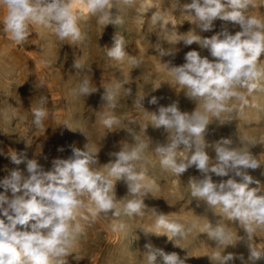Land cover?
Segmentation results:
<instances>
[{"label": "rangeland", "instance_id": "1", "mask_svg": "<svg viewBox=\"0 0 264 264\" xmlns=\"http://www.w3.org/2000/svg\"><path fill=\"white\" fill-rule=\"evenodd\" d=\"M69 2L84 37L76 42L61 40L53 29L39 24H30L27 38L16 42L4 31V9L0 6V180L12 170L27 175L26 162L17 165L11 161L15 153L36 160L47 172L52 170L55 159H68L73 148L87 147L97 157L92 170L115 184L114 202L121 211L119 216L108 212L93 217L88 209L94 204L87 194L81 197L84 206L77 210L74 222L81 226V232L66 249L68 255L53 260V264H147L149 244L176 253L185 264H217L210 258L216 253H231L234 259L228 264H241L238 257L243 256L247 262L251 249L264 252V228L247 235L219 208H211L191 195L192 179L203 176L195 165L176 175L161 167V157L155 152L157 145L172 138V133L163 127H153L152 114L159 107L176 103L182 112H203V101L186 94L166 63L182 65L191 50L211 57L197 43L185 46L182 41L176 42L192 35L211 38L225 25L234 34L239 26L217 20L212 30H200L194 16L184 9L189 0H109L110 11L102 16L90 12L87 0ZM153 15L163 20L153 24ZM246 15L264 22V0H251ZM114 36L123 39L126 54L122 61L107 55ZM160 49L175 53L162 57ZM76 62L84 66L83 70L74 67ZM258 65L264 66V56ZM84 80L89 82L90 92L94 91L87 96L79 92ZM105 89L116 92L115 108L102 99ZM241 91L247 104L229 101L233 111L222 113L219 120L207 114L210 124L204 137L206 151L210 165L216 164L214 147L222 139H230L232 147L250 152L261 167L247 170L259 182L249 187L260 188L264 194V91L251 95ZM153 97L158 103L149 102ZM38 107L47 113L41 125L34 123L33 110ZM105 113L118 121L112 128L102 123ZM140 144L144 149L136 169L145 172L143 183L149 186L144 197L146 207L128 216L123 214L125 204L142 197L129 193L125 180L108 175L109 163L115 161L114 154L122 148L131 150ZM191 154L180 148L176 159L187 160ZM210 175L215 182H242L234 172L224 177ZM160 214L191 231L184 237L166 234L156 224ZM210 223L222 225L231 233L226 243L232 245H219L210 238L206 233ZM255 264H264V258Z\"/></svg>", "mask_w": 264, "mask_h": 264}, {"label": "clouds", "instance_id": "2", "mask_svg": "<svg viewBox=\"0 0 264 264\" xmlns=\"http://www.w3.org/2000/svg\"><path fill=\"white\" fill-rule=\"evenodd\" d=\"M87 2L94 15L102 16L110 11L109 0ZM250 5L251 0H189L184 5L185 11L194 16L196 26L202 31L212 30L217 20L232 22L240 30L233 34L225 25L211 38L192 35L177 41V44L182 41L185 46L197 43L202 49H207L211 57L191 50L185 54L182 65L170 66L166 63L186 94L196 101H203V112L196 109L191 113L182 112L176 103H172L159 107L158 112L152 114L153 127H163L167 133H172L170 142L155 148L161 157V167L181 175L195 165L203 176L192 179L191 195L206 201L211 208H219L228 220L238 222L247 235L264 228V194H261L260 188L249 187L259 182L254 181L247 171L258 169L261 164L250 152L232 147L230 139H222L214 147L216 164L210 165L204 137L210 124L208 113L219 120L222 113L233 111L229 101L236 99L242 104L248 103L241 90H246L249 95L254 91H264V66L258 65L264 56V22L246 15ZM0 6L4 9V31L16 42L27 38L30 24L53 29L61 40L76 42L84 38L69 0H0ZM162 20V17L153 15V24ZM116 22L122 23L120 20ZM113 40L107 55L122 61L126 54L123 39L114 36ZM158 51L162 57L175 53L162 49ZM74 67L83 70L84 66L76 62ZM88 85L89 82L84 80L79 92L86 96L94 92H90ZM128 92L131 94V89ZM104 93L102 99L115 108L116 92L105 89ZM149 102L158 103L156 97ZM46 115L43 107L34 109V123L41 125ZM102 123L112 128L118 121L105 113ZM180 148L188 149L192 153L190 158L178 162L176 156ZM143 149V144L131 150L122 148L114 154L115 161L109 163L108 175L125 180L128 192L142 197L125 204L123 214L128 216L139 214L146 207L144 197L149 186L143 183L145 172L136 169ZM10 158L17 165L26 162L27 175L20 170H12L0 180V188L4 190L0 192V264H53V260L68 255L66 249L81 232V226L74 222L77 210L84 206L81 197L85 194L94 204V208L88 209L93 217L108 212L121 215L114 202L115 184L92 170L91 165L97 163V157L87 147L85 150L73 148V155L68 159H55L52 170L47 172L34 159L29 160L16 153ZM229 172L241 177L242 182L234 179L215 182L210 175L214 173L224 177ZM156 224L172 236L184 237L191 231H186L180 223L168 221L164 214L158 216ZM206 227L209 229L206 232L208 236L219 245H232L226 243L232 236L222 225L213 226L210 223ZM146 249L147 264H185L174 252L167 253L151 244L146 245ZM210 258L217 264H228L234 256L231 253H216ZM262 258L264 252L252 249L247 262L243 256L238 257L241 264H255Z\"/></svg>", "mask_w": 264, "mask_h": 264}, {"label": "bare ground", "instance_id": "3", "mask_svg": "<svg viewBox=\"0 0 264 264\" xmlns=\"http://www.w3.org/2000/svg\"><path fill=\"white\" fill-rule=\"evenodd\" d=\"M83 4L86 6V8H87V5L83 2ZM152 180V179H151ZM225 246V245H224Z\"/></svg>", "mask_w": 264, "mask_h": 264}]
</instances>
